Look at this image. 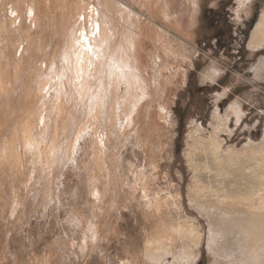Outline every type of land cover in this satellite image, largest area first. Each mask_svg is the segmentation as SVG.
Returning a JSON list of instances; mask_svg holds the SVG:
<instances>
[{"label": "rangeland", "instance_id": "374dc122", "mask_svg": "<svg viewBox=\"0 0 264 264\" xmlns=\"http://www.w3.org/2000/svg\"><path fill=\"white\" fill-rule=\"evenodd\" d=\"M249 1L0 0V264H181L147 244L170 195L202 234L191 264H264L222 192L264 170L191 152L263 148L264 48L255 77L227 60L240 19L264 32Z\"/></svg>", "mask_w": 264, "mask_h": 264}, {"label": "bare ground", "instance_id": "6f19581e", "mask_svg": "<svg viewBox=\"0 0 264 264\" xmlns=\"http://www.w3.org/2000/svg\"><path fill=\"white\" fill-rule=\"evenodd\" d=\"M261 38H264V32L259 30L255 34V39ZM201 145L206 146L213 152L216 164L223 168L226 162L234 164L245 159L247 161H254L257 169L264 170V145L262 149L252 148L250 150V147V151L245 150L242 152H236L234 149L223 151L218 139L211 136L206 143H203L202 141L196 142V144L193 145L191 152L194 153ZM190 157L192 158V155H190ZM222 192L224 193V199L226 202L231 201V205L238 202L247 207L249 209L248 211H251L254 214V217L246 222L247 225L245 227L252 245L254 244L255 246H258L262 244L264 242V184L255 192L242 197H234L228 195L224 191ZM193 194L198 200L206 198L203 187L196 189V191H190V195ZM179 199V195H170L166 198L165 205L168 211L167 217H164L163 219L161 231L156 235L154 234V236L149 235L151 238L148 237L147 244L154 247L155 250H157L156 248L161 247L160 249H163L162 253L167 252L173 255L174 260H180L181 264H191L196 258L197 251L201 246L202 234L196 221L181 211ZM163 256L165 257V255Z\"/></svg>", "mask_w": 264, "mask_h": 264}, {"label": "crops", "instance_id": "0c3cea01", "mask_svg": "<svg viewBox=\"0 0 264 264\" xmlns=\"http://www.w3.org/2000/svg\"><path fill=\"white\" fill-rule=\"evenodd\" d=\"M253 1V0H252ZM252 1L245 2L243 5H246L247 9H252ZM250 22V18L240 19V27L237 28L239 31L238 34L235 33L237 36L233 41L229 42L227 45L228 54V61L234 62V64L239 65H249L250 68V75H254L255 77V68L257 63L255 64L256 52L260 49L264 48V38L255 39V34L257 31L261 30L256 26L255 28V21L251 23L250 29H247V33H245L246 25ZM262 31V30H261ZM263 45V46H262ZM262 46V47H261ZM262 64V62H261ZM264 74V70H263ZM216 76V75H215ZM215 78V77H213ZM224 95H221L219 98L223 100ZM240 103L236 102L231 105V111L233 112L235 117H243V110L240 108ZM218 113L217 111L214 112L215 114Z\"/></svg>", "mask_w": 264, "mask_h": 264}]
</instances>
